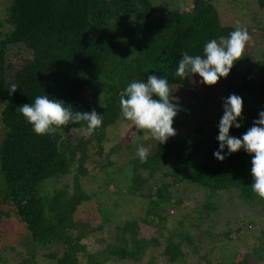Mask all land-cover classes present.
Segmentation results:
<instances>
[{
    "label": "trees",
    "instance_id": "16d2710c",
    "mask_svg": "<svg viewBox=\"0 0 264 264\" xmlns=\"http://www.w3.org/2000/svg\"><path fill=\"white\" fill-rule=\"evenodd\" d=\"M156 1L11 0L5 11V20L0 22V29L4 25L9 27L8 32L0 30V128L3 131L0 141V215L7 206L11 220L21 224L32 244L48 252L46 264H104L108 258L138 264L148 248L154 250L161 245L158 237L148 239L135 234L131 237L130 231L136 225L116 221L112 215L105 222L110 221L115 226L119 242H108L96 254L87 253L82 240L92 233L88 232L87 223L79 225L75 217L80 206L96 203L95 196L83 190L81 181L89 179L87 175L92 173L87 165L93 163V170H97L108 163L98 159L93 161L90 153L99 154L100 150L103 153L104 144L111 137L110 127L121 125L124 133H129L124 137L137 139L136 135L133 137L135 127L120 115V96L128 84L146 82L149 75L165 77L172 99L206 102L208 105L213 104L211 97L215 92H228L227 97L231 94L241 97L246 93L251 99L249 103L245 102L246 105L243 101L242 112L253 106L252 111L246 112L250 115L247 129L264 111V48L252 51L246 45L228 77L215 86L201 83L198 74L187 78L175 75L184 52L192 56L202 55L207 42L227 38L237 28L220 22L217 0H192L185 7L159 12L158 15ZM257 1L264 7V0ZM250 21L254 22L255 30L262 33L261 21L255 17ZM242 28L248 33L252 29L247 24ZM242 66L244 70L240 71ZM12 84L18 88L9 95ZM98 86L97 93L95 88ZM91 89H95L94 93L87 94ZM41 95L62 100L73 111L95 110L103 123L92 135L86 133V125L81 122L69 124L55 136H38L16 109L34 103ZM236 122L241 127L237 129L233 125L229 135L241 138L247 130L243 120ZM206 125L202 122L192 134H176L162 145L148 140L152 151L146 161L141 162L136 157L131 165L134 187L128 184L129 191L127 188L117 190L109 181L105 183L116 195V206L121 207L130 192H134L133 197L137 196V191L158 199L156 209L173 205L171 186L161 184L153 193L152 185H144L159 175L197 186L210 198L220 191L231 190L243 202L251 201L255 195L250 186L252 157L243 149L229 155L225 148L221 153L225 159H216L214 152L219 150V128L215 136H207L203 132ZM137 171L145 173L146 178L135 176ZM67 175L72 176V190L68 183H64L52 192L46 189L42 193L41 184ZM137 181L143 186L135 185ZM181 203L182 200H178L174 204ZM203 207L208 210L207 214L213 212V204ZM195 225L198 247L207 239L215 242L220 235L232 239L231 231L215 234L210 229H202L200 224ZM107 226L112 227L110 223ZM187 238L190 240V236ZM260 239L259 248L252 255L253 263L264 261V228ZM182 240L177 243L173 237L165 240L166 264H176L184 256ZM80 255L83 256L81 260ZM155 260L150 256L145 264H155ZM239 264L248 263L243 259Z\"/></svg>",
    "mask_w": 264,
    "mask_h": 264
},
{
    "label": "rangeland",
    "instance_id": "374dc122",
    "mask_svg": "<svg viewBox=\"0 0 264 264\" xmlns=\"http://www.w3.org/2000/svg\"><path fill=\"white\" fill-rule=\"evenodd\" d=\"M10 2L11 0H0V22H4L5 11L9 7ZM191 2L192 0H158L154 3L156 15L173 8L185 7ZM216 7L222 24L233 27H243L247 24L252 27L249 33L251 40L247 43L248 47H251L250 50L264 48V30L262 29V33L255 30L253 27L254 22L250 21L252 17H255L256 20L261 21V27H264V7H261L257 0H217ZM0 30L8 32L9 27L4 25ZM219 40L217 41L219 42ZM242 70H244V66L240 68V71ZM224 79L222 77L219 81ZM95 89L98 93L100 87L98 86ZM95 89L87 91V94L91 95ZM227 96L228 92H215L211 97L212 105H208L206 102L198 103L186 99H173L172 103L176 104L179 109L173 123L176 134H192L200 123L206 122L207 125L203 130L204 134L215 136L224 113L223 103ZM241 98L244 104L245 102L249 103L251 99L246 93L241 94ZM252 108L253 106L247 107L246 112L252 111ZM246 112H242V117L238 118V120H243L246 130H248L249 122L247 121L250 120V115ZM120 126L110 127L109 136L111 137L104 144L103 153L101 150L99 154H95V151L90 153L93 161L98 159L101 162L105 160L108 163L101 167L99 166L97 170H93V163L87 165V168L92 173L87 175L89 179L85 178L81 181V187H83V190L85 189L86 194L94 195L96 200V203L90 202L80 206L75 215L78 224L87 223L86 225L89 228L87 230L92 233H89L82 240L87 253L96 254L101 252L108 242H119L115 226L110 221L105 222L113 215L112 218L116 221L121 220L130 225H136V228L132 232L130 231L131 237L135 234L148 239L158 237L160 240L161 245L154 250L148 248L141 255L138 264H145L150 256L156 258L155 264H166V252L164 249L165 240L169 237H173L175 243L184 238L181 244L184 256L176 264H239L243 259L248 264H264V261L253 263L252 256L253 252L259 248L258 245L261 243L260 235L264 228V203L256 195L251 201L243 202L237 194L230 190L220 191L210 198L203 189L197 186L193 187L185 182H175L171 176L159 175L154 181L145 182L144 185L146 187L152 185L153 193L160 188L161 184L171 186V193L173 194L171 204L173 205L159 206L156 209L155 204L158 203V199L147 197L137 191V196L133 197L134 192H130L128 196H125L126 200L123 205L117 207V204L114 203L116 195L108 190L109 188L106 187L105 183L109 181L117 190L127 188L126 190L129 191L128 184L133 186V176H130V174L133 175L131 165L134 159L138 158L136 154L137 145L144 142L142 132L135 130L133 137L136 135L137 139L129 140L128 137H124V135L129 133H124L125 129ZM2 133L3 131L0 128V141ZM122 138L126 140H122ZM149 145L151 144L145 141L144 146L147 147ZM151 151L152 147L149 153ZM139 172L137 171L135 176L138 174L139 179H145L147 175ZM71 182V175L61 177L57 181L49 180L41 184L42 193L46 192V189L52 192L58 189L60 184L64 183H68L71 187ZM142 184L137 181L135 185L142 187ZM178 200H182V203L180 205L174 204ZM209 204H213L214 209L213 212L207 214L208 210L203 206H208ZM8 211L9 208L6 206L0 215V264H20L21 262L23 264H46L45 255L48 252L38 249L32 244L29 234L26 233L21 224L11 220ZM6 212L8 213L7 216L4 215ZM195 212H197V216ZM190 213L193 216H187ZM108 223L112 226L111 228L107 226ZM195 224H200L202 229H210L215 234H219L222 231H231L230 238L232 239L220 235V237L215 239V242L207 239L202 243L201 247H198ZM243 224L245 226H241ZM183 236H186V238ZM188 236H190V240L187 238ZM128 245L130 244L128 243ZM79 257L80 260L83 258L82 255ZM104 264L136 263L129 260L120 261L108 258Z\"/></svg>",
    "mask_w": 264,
    "mask_h": 264
},
{
    "label": "clouds",
    "instance_id": "9594fccd",
    "mask_svg": "<svg viewBox=\"0 0 264 264\" xmlns=\"http://www.w3.org/2000/svg\"><path fill=\"white\" fill-rule=\"evenodd\" d=\"M251 37L246 28L237 27L227 38L221 37L207 42L202 55L182 54L175 75L181 78L199 75L201 83L215 86L220 78H227L235 62L241 59ZM18 85L9 87V95L16 92ZM168 80L156 75H149L146 82L134 81L127 85L120 96V115L131 122L137 132L143 133L145 141L153 140L164 144L170 137L176 135L173 127L178 106L172 103ZM224 113L219 122V150L214 152L216 159L223 161L221 153L227 148L228 154L243 149L251 159V190L261 200H264V111L259 113V119L253 121L241 138L229 135L233 125L239 129L236 121L242 117L243 100L239 95L231 94L223 103ZM70 105L62 100L49 99L48 95L37 96L34 103H26L17 107L25 121L32 126V131L38 136L52 135L69 124L86 125L88 135L94 134L103 121L95 110L91 112L73 111ZM151 145H137V156L145 162Z\"/></svg>",
    "mask_w": 264,
    "mask_h": 264
}]
</instances>
